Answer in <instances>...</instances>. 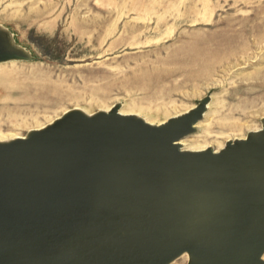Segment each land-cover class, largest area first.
Segmentation results:
<instances>
[{
    "label": "water",
    "instance_id": "95a60500",
    "mask_svg": "<svg viewBox=\"0 0 264 264\" xmlns=\"http://www.w3.org/2000/svg\"><path fill=\"white\" fill-rule=\"evenodd\" d=\"M30 58L0 36V63ZM209 101L159 125L75 110L0 142V264H264V121L183 149Z\"/></svg>",
    "mask_w": 264,
    "mask_h": 264
},
{
    "label": "rangeland",
    "instance_id": "374dc122",
    "mask_svg": "<svg viewBox=\"0 0 264 264\" xmlns=\"http://www.w3.org/2000/svg\"><path fill=\"white\" fill-rule=\"evenodd\" d=\"M0 29L31 56L0 63V142L75 110L159 125L207 97L183 149L263 127L264 0H0Z\"/></svg>",
    "mask_w": 264,
    "mask_h": 264
},
{
    "label": "bare ground",
    "instance_id": "6f19581e",
    "mask_svg": "<svg viewBox=\"0 0 264 264\" xmlns=\"http://www.w3.org/2000/svg\"><path fill=\"white\" fill-rule=\"evenodd\" d=\"M0 36H2L3 38H5V40L9 43V45H11L12 46V49L13 50H17V51H20L19 50V48L14 44V41L12 40V38H11V36L6 32V31H3V30H1L0 29ZM238 57V56H237ZM236 58V57H235ZM229 59V58H228ZM14 60H17V59H14ZM225 61V60H224ZM226 62V61H225ZM3 63V62H2ZM235 63V62H234ZM138 65V64H137ZM226 65H227V63H226ZM221 66V65H220ZM219 66V67H220ZM222 67V66H221ZM232 67V66H231ZM9 72V71H8ZM12 72V71H11ZM11 72H9L8 74H10L11 75ZM0 73H1V71H0ZM1 76V78L3 79V81H7V80H9V78L11 77V76ZM262 79V78H261ZM8 82V81H7ZM261 86V84H257V85H255L254 86V88L255 87H260ZM25 87V86H24ZM254 88H251V89H248V91H246V90H244V93H247V92H249V90H251V91H253L254 92ZM28 89V88H27ZM27 91V90H26ZM7 99H11L10 98V96L8 97L7 96ZM8 110V109H7ZM7 112H11V110H8ZM161 124V123H160ZM49 125V124H48ZM198 125V124H197ZM210 129H211V127H208L207 128V131H210ZM37 130V129H36ZM19 138H20V136H19ZM16 139V138H15ZM180 144H181V146L183 145L181 142H180ZM220 148V147H219ZM206 149V148H205ZM184 257H188V255H187V253H184L183 255H181V257H179L180 258V260H182ZM188 261H189V257H188ZM179 262V260L176 262V263H178ZM173 263V262H172Z\"/></svg>",
    "mask_w": 264,
    "mask_h": 264
}]
</instances>
